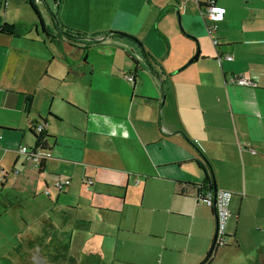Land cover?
<instances>
[{"label":"crops","instance_id":"1","mask_svg":"<svg viewBox=\"0 0 264 264\" xmlns=\"http://www.w3.org/2000/svg\"><path fill=\"white\" fill-rule=\"evenodd\" d=\"M32 1L47 28L58 9L63 25L86 36L123 32L146 56L135 42L110 35L88 48L84 60L83 44L46 40L27 0H0V26L25 32L0 31V264H14L12 258L32 264L46 231L63 237L71 229L103 240L115 232L117 246L125 244L121 234L132 223L148 237L198 234L201 243L192 255L185 252L184 262L198 264L216 228L213 207L199 194L206 179L199 164L212 187L233 193L231 204L240 197L229 218L235 229L226 227L237 241L245 204L259 200L254 218L264 208V0H215L224 10L216 31H209L197 0ZM18 11L22 20L15 19ZM103 47L112 58L95 69L88 56ZM40 122L43 146L51 150L41 168L19 152L22 145L42 150L31 132L38 134ZM58 179L70 183L59 190ZM145 211L149 221L141 217ZM177 220L190 221L187 229L176 227ZM164 240L162 249L181 252ZM101 252L90 257L97 264Z\"/></svg>","mask_w":264,"mask_h":264},{"label":"rangeland","instance_id":"2","mask_svg":"<svg viewBox=\"0 0 264 264\" xmlns=\"http://www.w3.org/2000/svg\"><path fill=\"white\" fill-rule=\"evenodd\" d=\"M46 1L52 4V0ZM40 5L41 6L39 8L45 15L46 12L43 9V4L41 3ZM11 6L14 7L18 5H16L15 2H11ZM15 17L17 20L23 19V16L19 11L16 13ZM54 46L56 47V45ZM106 48L107 47L98 48L90 52L88 61L94 63L95 69H99L100 67L102 69V62L104 61V58H112V55L108 56L105 54L106 52L104 50ZM82 55H84V52ZM258 201L259 200L257 198H253L245 204L244 213L240 218V225L239 221L238 224L236 223V233L239 235L237 236V241L234 240V237L227 234L226 239L228 244L217 247V251H215V253L210 257L211 260H209L207 264H264V228L261 230L254 227V224L256 223L264 225V208L261 209V214H259L260 216L257 218H254L253 216V212H255L254 210L258 206L256 205ZM239 202L240 197L235 196L233 203H230L231 211L232 209H237L233 212L234 215L241 206V202ZM141 217L145 221H149V212H142ZM235 219L236 217L234 218V221ZM47 220L49 219L47 218ZM244 220H246V222ZM189 222L190 221L186 220H177L174 222V225L182 229H187ZM197 223L201 227L204 226V224L200 222ZM232 223L234 224V231L235 222H233V220L228 221L227 231L231 230ZM127 227L130 228V231L124 233L122 232L121 234L122 240L125 244L120 242L118 243V246V238L116 239L115 232L114 238L103 240L91 233H88L86 236L79 237L80 232L76 231L72 234V230L70 229L67 232H61L64 233L63 237H58L51 231H46L39 237L38 245L35 249L37 247L40 248L41 254L44 255L49 264H97L94 258H90L91 255H94L93 253L96 251V248L102 250L100 256L103 257L102 262L98 264H185L184 262L187 261L189 256L195 252V249L201 243L198 234L193 237L191 235L189 236V234L181 236L167 235L164 237L163 233L162 236L148 237L147 235L151 234L143 233L140 230L139 225L135 228L132 223L128 224ZM161 227L162 226H160V228ZM164 230L165 228L160 231L164 232ZM164 238L166 239V243L170 245H174L175 247L181 246V252L179 249L173 250L166 247L162 249V245L165 242ZM70 240H72L71 252L67 248ZM80 240L87 242L84 244L86 245V248L81 244ZM90 248L95 249L90 250ZM34 250H32V252ZM49 251L56 252L54 259L51 257L48 258ZM186 251H189V256L185 254ZM11 261L14 262V264H17L14 258H12Z\"/></svg>","mask_w":264,"mask_h":264},{"label":"trees","instance_id":"3","mask_svg":"<svg viewBox=\"0 0 264 264\" xmlns=\"http://www.w3.org/2000/svg\"><path fill=\"white\" fill-rule=\"evenodd\" d=\"M60 1V0H59ZM27 3L30 5V7L32 8V10L35 12V14L37 15V18L39 19V23L42 26V30L44 33V36L46 38V40H48L50 43H60L62 42L64 39L69 41V42H73L74 44H83V46H81V48L83 49V51L85 52V54L83 55V59L85 60V56H86V51L88 48L94 46V45H98L101 42H103L108 36H116V37H122V38H126L128 40H131L133 42H135L141 49V53L146 56L144 48L142 46V44L134 37L125 34L123 32H117V31H111L108 33H95L92 34L91 36H86L82 33H80L77 30H74L72 28H69L65 25H63L61 23V21L59 20V10L57 9L56 11L52 12V16H51V20L53 22V27L47 28L42 21V18L40 16L39 11L37 10V8L34 5V2L32 0H27ZM202 5V4H201ZM0 31L2 32H6V33H10L13 35H24L25 32H23L19 26L15 25V24H9L7 22H4L1 26H0ZM219 44V40L215 45ZM133 59V61L137 64V61L131 57ZM62 59L66 62V63H70L69 59L66 56H62ZM148 58L146 57V60ZM148 61V60H147ZM150 64V63H149ZM152 72H155L153 69H151ZM156 73V72H155ZM33 102V94L31 93H27L25 94V105L26 108L29 109L31 104ZM31 132L33 133V135L36 137L37 140V144L40 145V141L42 139V137L45 138V132H41L40 134H37L36 132H34L31 129ZM46 142L44 141V144ZM45 146H43L44 148ZM46 160V157H42L41 158V162H40V168L44 165V161ZM199 166L206 172V168L203 164H199ZM208 168H210V165H207ZM205 183H203L202 185H200L199 188V194H204L205 192L209 191L212 189L211 183H210V178H209V174L205 173ZM206 184L208 185L209 189H206Z\"/></svg>","mask_w":264,"mask_h":264},{"label":"built area","instance_id":"4","mask_svg":"<svg viewBox=\"0 0 264 264\" xmlns=\"http://www.w3.org/2000/svg\"><path fill=\"white\" fill-rule=\"evenodd\" d=\"M203 15L207 21V24L209 26V31H216L218 24L217 21L222 19L224 16V10L219 8L216 5L215 0H206L204 1V5H203ZM218 42V39H214V43L216 44ZM226 59H232V56L229 54L225 55ZM129 79H131L130 75H129ZM231 82L234 83H238L241 85H254V83L250 80H246L244 78H235V77H231L230 78ZM1 138V136H0ZM19 152L22 154H25L27 152V148L26 145H22L19 148ZM34 160H38L37 156H33ZM68 182V181H66ZM58 187V186H56ZM59 188V187H58ZM60 189V188H59ZM233 197V193L228 190V189H222V190H218L216 196H215V200H216V209H217V240H216V244L219 246L222 245H226L228 243L227 239H226V227H227V222L230 218V203H231V199ZM205 201V203L210 206L213 207V196L209 195L207 196L205 199H203Z\"/></svg>","mask_w":264,"mask_h":264},{"label":"bare ground","instance_id":"5","mask_svg":"<svg viewBox=\"0 0 264 264\" xmlns=\"http://www.w3.org/2000/svg\"><path fill=\"white\" fill-rule=\"evenodd\" d=\"M197 1L200 2L202 4V7H203L204 1H206V0H203V1L202 0H197ZM34 127H35V129H37L38 134H40L41 132H44V127L45 126H44V123L43 122H40V123L35 124ZM43 138L44 137H42V139L40 141V146H41L42 150H37L35 148H29V147L26 146L27 152L24 154L26 156L27 160L33 161L37 165H40V162H41V158L42 157H46V159H47L48 157L51 156V150H50V148H47V147H44L43 148V143H44V139ZM33 156H37L38 157V160H34L33 159ZM66 181H68V182H66ZM69 183H70V179H58L55 182V187L58 186L62 190L63 187L65 185H68ZM220 190H222V189H220ZM47 192H48V190H47ZM209 195H212L213 196V202H214L215 197L213 195V191H212V193H211V191H207L204 194H201L200 196H201L202 199H205ZM230 213H231V210H230Z\"/></svg>","mask_w":264,"mask_h":264},{"label":"water","instance_id":"6","mask_svg":"<svg viewBox=\"0 0 264 264\" xmlns=\"http://www.w3.org/2000/svg\"><path fill=\"white\" fill-rule=\"evenodd\" d=\"M197 57H198V52L193 56V58H191V59L188 61V63H190V62H192L193 60L197 59ZM136 67H137V65H136ZM135 70H136V68H135ZM135 72H136V71H135ZM130 77H131V80H133V79H134V74H131ZM207 173H208V172H207V170H206V174H207ZM56 189H59V188L56 187ZM59 190H61V189H59ZM209 191H211V193H212V191H213V195H214V197L216 196L217 191H218V188H217V186H216L215 183H213V187H212V189L209 190ZM213 211H214L215 224H216L215 232H214L213 239H212V242H211V245H210V248H209L208 252H207L206 255L204 256V258H203L200 262H198V264H207V262H208V260L210 259V257H211V256L215 253V251H216L215 249H216V245H217V244H216V240H217V223H218V220H217L218 216H217V209H216V200H214V203H213ZM31 259H32V261H33L32 264H49V263L46 261V258L44 257V255L41 254V252H40V248H39V247H37V248L32 252Z\"/></svg>","mask_w":264,"mask_h":264},{"label":"flooded vegetation","instance_id":"7","mask_svg":"<svg viewBox=\"0 0 264 264\" xmlns=\"http://www.w3.org/2000/svg\"><path fill=\"white\" fill-rule=\"evenodd\" d=\"M228 244V243H227ZM217 247H220L219 245H216V249L215 250H217Z\"/></svg>","mask_w":264,"mask_h":264}]
</instances>
